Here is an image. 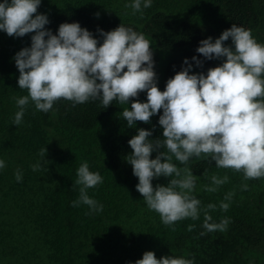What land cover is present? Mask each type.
<instances>
[{"label": "trees", "instance_id": "16d2710c", "mask_svg": "<svg viewBox=\"0 0 264 264\" xmlns=\"http://www.w3.org/2000/svg\"><path fill=\"white\" fill-rule=\"evenodd\" d=\"M126 2L41 0L37 12L48 15L45 27L53 34L63 22H79L94 36L97 27L109 31L121 23L143 33L161 91L181 70L185 57L193 63L192 72L205 73L226 59L204 60L196 67L191 57L204 59L196 52L199 42L217 38L234 23L264 44V0H152L149 7L142 6L143 15L133 14ZM33 34L13 37L0 31V159L5 161L0 169V264H127L149 250L157 259L174 255L192 259L193 264H264V177L245 180L242 172L216 168L203 155L190 158L187 166L199 176L194 194L201 208L216 204L209 210V223L230 219L223 232L205 231L203 212L196 220L185 218L169 226L144 205L135 188L138 178L126 161L132 151L128 140L137 128H152L150 139L159 137L162 109L150 123L136 121L130 128L121 114L130 103L114 100L105 108L99 99L73 105L60 98L45 113L30 100L21 124L14 125L15 98L27 95V90L18 87L19 71L12 57L30 46ZM224 44L230 46L231 38ZM137 99L146 101L145 92L129 98ZM41 149H46L42 155ZM37 161L42 167L33 171L31 165ZM84 162L102 176V183L87 189L103 205L99 213H89L82 203L71 206L79 196L76 169ZM173 163L180 166L174 159ZM17 169L22 171L19 182L14 177ZM204 169L207 177L229 179L216 192L204 191L202 186L211 182L202 175ZM168 179L154 178L152 184L166 185ZM242 184L248 185L246 190ZM227 192L234 194L228 209L221 210L219 202Z\"/></svg>", "mask_w": 264, "mask_h": 264}, {"label": "clouds", "instance_id": "9594fccd", "mask_svg": "<svg viewBox=\"0 0 264 264\" xmlns=\"http://www.w3.org/2000/svg\"><path fill=\"white\" fill-rule=\"evenodd\" d=\"M151 3L127 0L125 7L143 15L142 6L147 8ZM40 4L41 0H0V31L13 37L34 32L30 46L12 57L19 71L18 87L27 90V95L15 98L18 110L13 124H21L24 106L30 100L35 109L45 113L60 98L73 105L99 99L105 108L114 100L130 103L121 112L130 128L136 121L150 123V117L162 109L157 121L162 126L159 137L150 139L152 128H137V134L128 140L132 151L126 161L138 178L136 190L147 209L158 213L164 225L185 218L196 220L203 212L205 231H225L230 219L209 223V210H215L216 204L201 208L194 194L199 191V176L187 165L190 158L203 155L210 164L214 161L216 168L242 172L245 180L264 177V44L255 40L251 30L234 23L217 38L209 36L199 42L196 52L204 59L191 57L196 67H202L204 60L226 59L205 73L192 72L193 63L185 57L181 70L166 81L161 91L150 42L143 33L121 23L109 31L97 27L98 36H94L79 22H63L53 34L45 27L50 23L48 15L37 12ZM229 38L231 45L226 46L224 42ZM140 92H145L146 101L130 102L129 98ZM45 151L41 149V155ZM152 153H156L154 158ZM4 166L5 161L0 159V169ZM41 167V161L31 165L33 171ZM202 175L211 181L202 186L207 192H216L229 179L227 175L207 177V169ZM76 176L79 196L71 206L82 203L89 213L102 211L103 205L87 193V189L102 183V176L90 171L87 162L76 169ZM162 176L169 178L167 184L154 187L152 180ZM14 177L19 182L22 171L17 169ZM247 187L241 185L243 190ZM233 194L225 193L219 202L221 210L228 209ZM127 264H193V260L174 255L157 259L149 250Z\"/></svg>", "mask_w": 264, "mask_h": 264}]
</instances>
